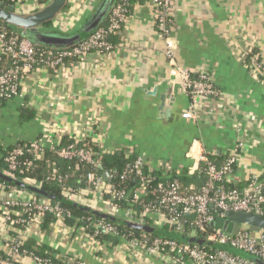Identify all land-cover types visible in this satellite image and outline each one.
Segmentation results:
<instances>
[{
	"label": "crops",
	"instance_id": "0c3cea01",
	"mask_svg": "<svg viewBox=\"0 0 264 264\" xmlns=\"http://www.w3.org/2000/svg\"><path fill=\"white\" fill-rule=\"evenodd\" d=\"M102 1L67 0V7L51 22L54 25L68 13L61 31L75 30ZM53 2L19 0L10 7L16 8L14 14L29 17ZM174 12L177 63L190 72L192 80L206 74L216 89L215 95L198 98L196 120L183 118L194 101L192 89L185 92L177 83L164 54L155 8L134 2L123 34L109 55L93 54L57 70L38 67L23 76L20 95L0 101V147L8 150L47 135L61 140L75 134L83 139L99 130L101 136L95 142L104 154L142 156L152 172H181L204 181L198 172L189 174L194 140L218 165L241 141L244 149L228 183L243 187L251 174L264 176V80L252 72L247 55L249 48L264 55V0H175ZM4 56L0 47V65ZM196 152L201 151L196 148ZM201 181L191 187L196 189ZM4 185L0 183V206L7 195ZM90 204L114 215L109 205L94 199ZM169 224L166 217L155 215L151 228L182 240L184 235L173 232ZM2 228L0 222V253L9 249L14 236ZM28 237L51 248L61 264H170L166 255H152L126 242H100L88 231L70 226L56 224L50 233L36 228ZM25 264L35 263L27 259Z\"/></svg>",
	"mask_w": 264,
	"mask_h": 264
},
{
	"label": "built area",
	"instance_id": "2783aa9c",
	"mask_svg": "<svg viewBox=\"0 0 264 264\" xmlns=\"http://www.w3.org/2000/svg\"><path fill=\"white\" fill-rule=\"evenodd\" d=\"M132 1L134 0H117L103 27L77 46L63 50L40 48L29 39L11 33L6 26L0 24L2 53L13 60V66L0 74L2 95L9 99L19 96L23 76L38 67L57 70L67 65V60H70L69 64H71L82 62L93 54L109 55L115 49L110 38L122 36L124 27L129 20ZM135 2L150 4L155 8L158 33L165 43L164 54L172 66L177 83L185 92L192 89L191 95L194 101L190 109L183 113V118L190 121L196 120V110L199 107L198 98L215 95L216 89L209 76L201 74L197 80H192L190 72L177 63L178 44L173 37L175 0H136ZM18 3L19 1L16 2V4ZM67 17L68 13L61 15L60 20H56V24L65 25L64 21ZM254 50L256 49H248L249 65L252 72L264 80V55L260 52L254 54ZM98 132L101 134L99 130H96V133L93 132L94 134L83 139L75 134L69 135L75 142L62 149H57L61 140L55 135H47L46 138L30 142L25 147L16 146L5 157L8 170L16 172L20 171L22 166H30L31 163L21 162V159L26 154H34L39 158L45 149L53 150L65 160L78 159L92 168L86 174L85 179L88 185L87 192L92 193L93 197L87 198L84 196L86 192L79 191L67 193V198L79 203L86 200L88 207H91L90 202L94 199L101 204L109 205L114 210V215L133 220L135 212L132 209L122 210L116 204V201L125 197L124 191L117 190L97 171V168L101 167V158L104 155V150L95 142L101 136ZM79 144L82 146L79 147ZM95 147L98 150H95ZM193 147L189 155L194 160V164L189 169V174L197 172L202 174L205 177L203 187L199 190L191 187L189 192H183L181 184L176 179L160 184L154 192L159 196L158 205L147 207L145 214L162 215L169 222L177 224L178 229L181 230L186 215L193 213L196 218L194 224L197 235H193L192 238H198V233H201L207 242L217 247L206 248L190 242L183 243L170 238L158 237L150 243L147 234L144 235L145 241H131L129 244L140 247L152 255H166L170 258V264H264V230L255 232L248 226L242 225L237 234H229L217 227H214L211 232L208 231V226L216 223L219 218L225 217L228 212L252 214L264 219V176L257 173L251 174L243 187L231 189L225 186L219 187V184L227 180L236 169L241 151L244 149V143L239 141L236 144L234 153L221 167H218L202 152L203 148L199 140H194ZM196 148H199L201 152L197 154ZM145 167H148L145 158L137 156L128 170L129 174L133 173L143 183L142 187L133 195L135 202L139 201L145 193L144 184L147 180L143 172ZM53 168V171L56 172L55 166ZM162 174L164 178L169 179L182 173L165 171ZM47 179L63 182L61 175L49 176ZM29 185L41 187L36 183H29ZM4 187L7 195L1 202L0 222L3 224L2 232L14 233L12 237L14 242L9 245L6 252L0 253V264H25L27 259L32 260L35 264H58L40 258L33 252L21 251V245L29 233L34 232L36 228L41 230L47 213L56 218L54 226L58 224L64 227H69L64 223L65 213L67 216L70 214L64 211L60 205L53 204L48 199H38L27 190H20L8 185H4ZM26 195L27 197L23 198ZM71 229H75V227H71ZM78 229L87 231L85 228ZM101 231L117 234L115 227L99 222L95 234H91V236L98 240L97 236ZM234 251L245 253L249 257L234 253ZM75 264L85 263L77 261Z\"/></svg>",
	"mask_w": 264,
	"mask_h": 264
},
{
	"label": "trees",
	"instance_id": "16d2710c",
	"mask_svg": "<svg viewBox=\"0 0 264 264\" xmlns=\"http://www.w3.org/2000/svg\"><path fill=\"white\" fill-rule=\"evenodd\" d=\"M19 0H0L1 3L8 6L15 5ZM46 1V0H41ZM136 0L132 1V5ZM2 6V5H1ZM67 7V5L65 6ZM6 7L1 9L0 7V24L7 27V29L14 34L19 35L21 38H25L22 36V32L25 30H18L16 25L8 20V16L11 15L10 11ZM107 21V20H106ZM106 21L100 25L99 28L103 27L106 24ZM45 27L41 28L43 30H60L62 27L57 24H52L51 20L45 22ZM22 26V25H20ZM54 26V28H53ZM98 28V29H99ZM97 29V30H98ZM96 30V31H97ZM95 31V32H96ZM94 32V33H95ZM93 33L90 34H82V41L88 39ZM119 36H113L110 38V42L115 45L118 41ZM33 42V41H32ZM36 46L40 48H50L48 46H42L33 42ZM79 43L75 44L71 47L65 48H52L57 50H63L67 48H72L77 46ZM258 51L254 50V54ZM71 61L67 60L66 63L69 64ZM13 66V60L7 56H4L3 63L0 65V74L3 71L10 69ZM21 90V85L20 88ZM6 96L2 95L0 91V101H6ZM26 114V111H24ZM27 117V114L25 115ZM32 117L30 114L29 119ZM73 139L69 136H64L57 149H62L69 144L73 143ZM90 143V141H89ZM30 142H20L17 145L11 147L8 150H3L0 147V183L16 187L20 190H27V186L29 183L39 184L44 192L51 195V198H46L44 195L34 194L38 199H48L53 204H58L61 208L68 212L70 216H64V223L67 226L75 227V228H85L90 234H95L96 225L99 222H103L104 224L111 225L115 227L116 233H105L100 232L97 236V239L100 242L110 241L112 244H116L119 242L129 243L131 241H145L144 235H149V241L154 238H170L177 240L183 243H189L192 239L193 235H197L195 229V215L190 213L186 215L181 230L178 229V225L171 223L169 227L173 232H179L181 235H184L183 239L180 240L178 237L173 235V237L166 236L163 232L152 231L154 229L151 228V224H153V217L155 215L145 214L147 207L157 206L159 202V196L154 194L155 190L158 188L160 184L166 183L171 180H178L181 184V189L183 192H189L191 189V185L195 182L201 181V178L191 177L186 174H182L179 176H174L172 178L166 179L163 177L161 172H152L149 167H145L143 172L146 176V182L144 184L145 193L140 197L139 201L135 202L133 200L134 193L139 190L143 183L132 173L129 174L128 170L130 166L136 160L135 156L125 157L119 154H104L101 158V167L97 168V171L103 175L104 171H109L112 174L111 185H113L117 190L124 191L125 197L121 200L116 201V204L122 209H132L135 212L133 220H127L123 216H116L113 214L104 213L101 211H97L91 207L85 206L82 203L75 202L67 198L66 194L71 192H86L85 197L92 198L93 194L87 192V182L85 179L86 174L92 170L90 166L87 164L78 161V159L65 160L60 158L56 152L50 149H45L44 153L40 154V157L37 158L34 154H26L21 162L31 163L30 166H22L20 171L10 172L8 170L7 162L5 161V157L11 152L16 146L25 147V145H29ZM92 145V143H91ZM82 144H79V147ZM95 150H98L95 147ZM226 162V161H225ZM223 162V164L225 163ZM216 164V163H215ZM223 164L218 165L221 167ZM56 168V172H54V167ZM61 175L63 178V182L59 183L58 180H48L49 176H58ZM204 181H201L200 184H197V188L195 190H199L203 187ZM220 186H225L227 188H238V186H231L227 180H224L219 184ZM28 191V190H27ZM32 193V192H31ZM109 198V196H106ZM56 223V218L47 213L45 215L44 222L42 223L41 229L45 233H50L53 230L54 224ZM214 230L212 225L208 226V231L211 232ZM14 239L10 242L13 244ZM194 244H198L200 246H204L206 248H216L217 246L210 244L206 241L203 234L198 233V238ZM27 250L28 252H33L40 258L51 260L54 263L61 264L58 260H56L51 254V248L46 246L45 244L38 243L36 238L28 237L25 241L22 242L21 251ZM234 253L240 254L242 256H246L245 253L234 251ZM249 257V256H248Z\"/></svg>",
	"mask_w": 264,
	"mask_h": 264
},
{
	"label": "water",
	"instance_id": "95a60500",
	"mask_svg": "<svg viewBox=\"0 0 264 264\" xmlns=\"http://www.w3.org/2000/svg\"><path fill=\"white\" fill-rule=\"evenodd\" d=\"M117 0H103L94 10L90 19L75 30L69 32H62L59 30H43L38 28L40 23L52 20L55 15L65 6L67 0H54L51 6L47 7L44 11L39 12L34 16L24 17L14 14L16 8L10 7L8 10V20L16 25L26 26L25 32L22 36L42 46L50 48H65L71 47L82 40V34L94 33L100 25H102L109 17L111 9ZM3 6L4 4L1 3ZM1 14V13H0ZM0 18H3L0 16ZM29 26V27H28ZM102 169V167H100ZM103 177L107 182H111L112 174L109 171L103 172ZM27 190L34 193L44 195L46 198H51L39 186L28 185ZM242 225L248 226L255 232L264 230V219L252 214L228 212L225 217H221L212 227L223 229L229 234H237ZM197 238H192L190 243H195Z\"/></svg>",
	"mask_w": 264,
	"mask_h": 264
},
{
	"label": "rangeland",
	"instance_id": "374dc122",
	"mask_svg": "<svg viewBox=\"0 0 264 264\" xmlns=\"http://www.w3.org/2000/svg\"><path fill=\"white\" fill-rule=\"evenodd\" d=\"M65 15H67V14H65ZM55 24H56V22H55ZM57 25H59V24H57ZM61 27L63 28V27H65V26H64V25H62ZM26 197H27V195H26V196H23V198H26ZM96 227H97V225H96ZM246 256L248 257V255H247V254H246Z\"/></svg>",
	"mask_w": 264,
	"mask_h": 264
}]
</instances>
